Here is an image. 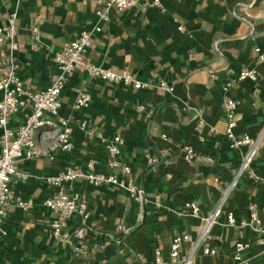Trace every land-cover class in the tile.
Returning a JSON list of instances; mask_svg holds the SVG:
<instances>
[{"label":"crops","instance_id":"crops-1","mask_svg":"<svg viewBox=\"0 0 264 264\" xmlns=\"http://www.w3.org/2000/svg\"><path fill=\"white\" fill-rule=\"evenodd\" d=\"M147 1L123 12L109 11V19L92 38L88 60L119 73L130 72L154 86L165 81L174 91L138 90L90 79L83 70H75L60 98V116L72 124L74 149L59 152L55 159L19 161V170L30 177L15 179L13 189L32 207L28 211L11 207L5 222L8 235L0 241V264H155L156 250L167 260L174 238L196 236L204 219L219 206L223 213L212 231L219 255H205L184 241L182 256L191 257L190 264H264L260 241L264 234L249 226L227 225L230 212L238 220L248 219L253 204L264 224V61L256 51H264V0H162L165 11ZM99 9L96 0H0V26L18 12L17 49L12 52L9 45L0 44V76L15 62L26 88L48 87L54 56L81 30L99 22ZM35 16L42 24L33 48L30 26ZM2 50L8 52L5 61ZM244 67L257 71L258 82H233L228 95L241 101L235 134L258 140L252 164L257 182L247 173L238 176L247 146L231 148L225 134L224 87ZM78 87H87L92 94L90 107L80 111L74 108ZM29 110V106L21 109L10 125L22 124ZM78 121L86 126L81 128ZM44 131L36 136L41 149L51 142V133ZM117 134L124 138L120 160L130 173L108 164L106 142ZM187 144L197 153L192 164L184 158ZM147 156L161 162L151 165ZM90 162L96 172L132 179L145 190V201L137 202L114 185L95 187L76 180L66 191L78 193L87 204L86 226L91 230L84 239L62 243L51 233L55 214L43 204L58 187L44 179L68 166L88 170ZM237 178L238 184L232 186ZM189 203L198 205V215L186 214ZM84 225L75 216L68 230ZM118 226L131 228V233L118 232ZM239 241L251 244L240 262L234 258Z\"/></svg>","mask_w":264,"mask_h":264},{"label":"built area","instance_id":"built-area-1","mask_svg":"<svg viewBox=\"0 0 264 264\" xmlns=\"http://www.w3.org/2000/svg\"><path fill=\"white\" fill-rule=\"evenodd\" d=\"M142 0H96L102 9L97 10L96 14L99 22L91 29H83L76 38L65 44L63 49L54 56L55 71L51 77L48 87L38 91H32L25 87L24 82L19 75V66L11 62L6 71L0 76V241H2L8 232L5 228L6 219L10 213L11 207H17L23 211H28L32 207L29 200L19 198L14 189L15 179H28L30 175L20 171L19 161L26 158L48 157L55 159L59 152H71L74 149L72 140V124L64 117L60 116L62 107L61 94L65 89L69 76L75 70H83L90 79H97L109 82L115 85L129 86L134 89H151L157 87L160 90L172 93L174 86L165 81L158 85L143 82L134 77L130 72H116L109 67L92 63L88 60V52L92 46L93 36L100 32L101 23L109 19L108 13L112 9L126 11ZM151 7H158L165 11L162 0H149L146 2ZM17 18L18 12H12L5 25L0 26V44L9 45L10 51L17 49ZM177 23V19H175ZM42 19L35 16L30 26L33 44L35 48L40 39V27ZM180 31L187 32L182 24H178ZM260 61H264V51L257 48ZM8 56L6 50H2L1 57L5 61ZM250 80L258 82V74L255 69L244 67L238 73L236 79L226 83L224 87L225 97L223 106L227 117V127L225 134L229 140L230 147L233 149L247 146L243 155L238 176L247 173L254 182L258 181L252 170V164L258 153V140L249 136H237L234 132L237 125V111L241 105L239 99L228 95L229 88L233 82H244ZM92 103V94L87 87H78L74 101L76 110H85ZM30 107L25 115V121L18 127L10 125V119L17 115L21 109ZM81 128L86 126L85 121H78ZM201 123V120H200ZM45 130V133H51V142L46 149L37 146L36 136L38 131ZM167 138V135H163ZM124 144V138L117 134L110 141L106 142L109 153L108 164L110 167L119 168L122 173H130L129 166L124 165L120 160L121 148ZM185 160L192 164L197 158V153L191 144L183 147ZM148 163L158 165L161 161L155 156H147ZM90 169L86 170L80 165L68 166L60 171L56 176L47 177L44 180L51 186L58 187V190L45 198L43 204L48 207L55 217L51 223V233L54 239L62 243H72L74 240L86 238L90 234V228L86 226L90 212L85 202L81 200L78 193L69 195L66 191L68 185H72L76 180H85L88 184L99 187L114 185L125 190L137 202L145 201V190L136 185L132 179L122 178L118 173L96 172L93 169V163L88 164ZM238 184V178L232 186ZM248 219L238 220L233 212L227 216V225L230 227L249 226L264 234V224L259 215L258 205L253 204L249 207ZM199 213V207L196 203L187 204V215L196 216ZM223 213L221 206L206 219L201 230L196 236L185 235L174 238L169 256L165 260L159 250H156L155 264H190L191 257L182 256V244L188 241L192 244L194 250L201 248L205 255L218 256L219 247L214 243L213 227L218 222ZM81 217L85 224L79 228L69 231V223L75 217ZM118 232L125 234L131 233V228L118 226ZM264 243V237L260 240ZM248 241H239L235 245L234 258L242 261V253L250 247ZM81 250L82 247H77ZM29 264V263H25Z\"/></svg>","mask_w":264,"mask_h":264}]
</instances>
